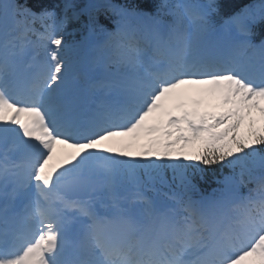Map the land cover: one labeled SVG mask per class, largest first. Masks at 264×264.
<instances>
[{"label":"snow or ice","instance_id":"snow-or-ice-1","mask_svg":"<svg viewBox=\"0 0 264 264\" xmlns=\"http://www.w3.org/2000/svg\"><path fill=\"white\" fill-rule=\"evenodd\" d=\"M261 25L264 0H0V264H264Z\"/></svg>","mask_w":264,"mask_h":264},{"label":"trees","instance_id":"trees-1","mask_svg":"<svg viewBox=\"0 0 264 264\" xmlns=\"http://www.w3.org/2000/svg\"><path fill=\"white\" fill-rule=\"evenodd\" d=\"M118 1V0H115ZM124 1V0H119ZM61 0H41L42 6L47 3H60ZM217 2L221 5L222 15L231 14L232 12L238 11L246 5L260 4L261 0H217ZM220 18V17H217ZM264 29V25L259 26L257 29ZM259 38V36H258ZM224 175L229 174V169L225 168L223 170ZM222 175L219 169H208L204 173V179L201 180L199 177L196 178V183L203 189H211L214 186L218 187L219 185L216 183L218 179H222Z\"/></svg>","mask_w":264,"mask_h":264}]
</instances>
